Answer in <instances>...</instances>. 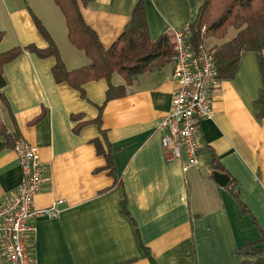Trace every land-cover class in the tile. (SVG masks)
<instances>
[{
  "label": "crops",
  "instance_id": "crops-1",
  "mask_svg": "<svg viewBox=\"0 0 264 264\" xmlns=\"http://www.w3.org/2000/svg\"><path fill=\"white\" fill-rule=\"evenodd\" d=\"M136 1L93 0L80 4V11L108 48L122 33ZM143 2L149 36L156 40L175 30L186 31L201 0ZM0 4V32L5 34L0 48L7 45L0 53L29 45L47 48L34 15L67 70L89 64L69 42L54 0ZM234 35L231 29L223 39H208L210 44L204 45L214 48ZM262 57L264 65V50ZM54 64L52 57L39 58L24 50L0 71L6 82L0 95L7 103L0 101V119L8 131L16 129V142L38 149L43 167L33 207L55 206L58 211L55 218L33 220L36 264H151L144 250L155 264H264V252L258 257L236 253L248 243L264 245V116L259 117L256 104L261 76L253 53H243L235 76L220 78L212 88L213 117L198 124L199 165L190 170H184L180 160L166 159L157 130L174 92L171 59L158 71L139 75L125 87L123 97L106 104V80L85 84L81 97L54 81ZM111 82L124 83L118 74ZM101 106V129L115 177L92 143L102 140L91 123ZM214 172L227 175L229 182L219 185ZM20 178L18 158L0 138V198L10 196ZM123 199L128 216L121 212Z\"/></svg>",
  "mask_w": 264,
  "mask_h": 264
},
{
  "label": "trees",
  "instance_id": "trees-1",
  "mask_svg": "<svg viewBox=\"0 0 264 264\" xmlns=\"http://www.w3.org/2000/svg\"><path fill=\"white\" fill-rule=\"evenodd\" d=\"M93 0H54L55 5L63 14L67 27V37L71 45L83 52L89 59V64L82 68L69 71L59 55L58 49L49 33L34 16L37 31L47 42L45 49H39L34 45L25 48L15 47L0 53L1 68L11 60H15L24 50L35 54L39 58L52 57L55 64L51 69L54 81L58 84L65 83L84 97L83 86L92 81L106 80L105 104L111 100L123 97L125 87L145 72H156L165 65L174 55L172 33L161 35L156 40L149 36L148 26L145 20L144 2L137 0L131 12L130 18L116 41L105 48L100 43L96 33L86 24L80 4L86 5ZM228 29H233L235 35L228 41L214 48H208L213 53L218 78L231 79L235 76L241 56L245 52L256 56L260 76L261 88L256 104L260 106L259 117L264 116V65L262 51L264 50V0H201L195 17L186 29L189 44L197 48L204 45L208 38L223 39ZM4 33L0 32V44ZM118 74L124 81L121 85H113L111 78ZM0 101L7 106L6 101L0 95ZM103 107H98V115L91 123L98 128L99 134L104 141L94 139L96 151L105 158V169L115 177V167L110 147L106 141L105 132L101 129V115ZM44 111L31 123L38 122ZM77 120L78 116H72ZM13 120V124H14ZM86 123L78 124L73 129L78 132ZM12 124V125H13ZM19 135L16 129L10 132L0 119V138L10 147H14ZM121 212L128 216L126 201L120 203ZM264 252V245L258 246L248 243L236 251L239 255L258 257ZM145 256L151 264L148 251L144 250ZM259 262L262 259L258 260ZM257 261V263H258Z\"/></svg>",
  "mask_w": 264,
  "mask_h": 264
},
{
  "label": "built area",
  "instance_id": "built-area-1",
  "mask_svg": "<svg viewBox=\"0 0 264 264\" xmlns=\"http://www.w3.org/2000/svg\"><path fill=\"white\" fill-rule=\"evenodd\" d=\"M174 92L167 115L158 123L160 143L167 160H180L184 170L199 165L198 124L213 117L211 91L219 78L213 53L205 45L189 44L186 31L172 32ZM21 170L19 185L0 198V263L36 264L33 256V220L55 218V206L35 210L33 200L42 186L43 167L38 149L21 142L13 147Z\"/></svg>",
  "mask_w": 264,
  "mask_h": 264
},
{
  "label": "water",
  "instance_id": "water-1",
  "mask_svg": "<svg viewBox=\"0 0 264 264\" xmlns=\"http://www.w3.org/2000/svg\"><path fill=\"white\" fill-rule=\"evenodd\" d=\"M4 86H6V82L0 75V90L3 89ZM213 178L222 186H225L229 182V177L227 175L218 172L213 173Z\"/></svg>",
  "mask_w": 264,
  "mask_h": 264
},
{
  "label": "rangeland",
  "instance_id": "rangeland-1",
  "mask_svg": "<svg viewBox=\"0 0 264 264\" xmlns=\"http://www.w3.org/2000/svg\"><path fill=\"white\" fill-rule=\"evenodd\" d=\"M3 1H4V2H7V0H3ZM0 3H1V0H0ZM0 7H1V4H0ZM1 9H3V7H1ZM229 30H231V29H228V31H229ZM4 35H5V34H4ZM4 35H3V36H4ZM208 39H214V40H216L215 38H208ZM208 39H206V40L204 41V42L206 43V45H209V44H210V42L208 41ZM1 47H3V48L5 47V48H6L7 45H5V43H4V44H2ZM3 48H0V49H3ZM8 50H9V49H8Z\"/></svg>",
  "mask_w": 264,
  "mask_h": 264
}]
</instances>
